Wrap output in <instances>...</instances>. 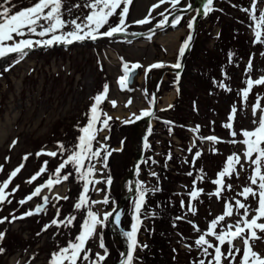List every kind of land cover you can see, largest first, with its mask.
<instances>
[{
    "label": "rangeland",
    "instance_id": "1",
    "mask_svg": "<svg viewBox=\"0 0 264 264\" xmlns=\"http://www.w3.org/2000/svg\"><path fill=\"white\" fill-rule=\"evenodd\" d=\"M138 1L136 0L131 13L129 15V20L126 29L129 31L127 34L134 35L142 32H147L153 26H155L159 20L163 17L159 15L160 12H172L170 3H165L152 12L151 23L137 24L135 21L144 19L148 16L149 10L152 6L158 3V0H146V5L141 14H137ZM194 0H191L193 2ZM222 0L216 2L217 8H221ZM3 2V0H0ZM68 9L71 10L68 13L67 19H74L77 16L83 18L89 12V9L85 8L84 5L81 8H74L70 3V0H66ZM190 0H181L178 8L187 7ZM168 11H165V10ZM225 17L229 21H233L238 15L236 11H225ZM186 21H182V24L175 27H171L168 32L159 37H142V40H129L121 36H113L111 38H100L96 41L86 40L84 42H76L68 47H62L59 50L54 48H41L33 49L28 51L27 55L23 56L20 60L15 61L11 57L9 59H0V165H3V171L0 172V182L7 179L9 173H11L16 167L21 163H24V167L18 173V175L13 179L12 183L9 185L7 191L11 192L12 188L19 185V190L10 196L9 199L12 200L11 204L5 203L2 207L3 210L0 211V217H11L9 213L15 212L16 216H20L22 213L29 209H34L37 204L42 203L41 197L48 195L50 197L49 204L45 210L39 215H33L27 217L23 220H16L14 223H2L0 224V232H4L5 241L8 238L15 237L17 243L7 246V251H3L0 255V264H49L51 258V250L58 249L59 243H65L70 239H75V237L80 232V228L76 230H69L66 227L52 226L45 231L42 238L38 243L35 240L36 233L40 231V225H38L40 216L50 217L51 212L54 209L56 211L57 207L59 210H63L65 207L71 209L68 205L69 202H73L74 195H68L70 188L72 186L66 183H61L55 186L51 192L48 189H44L41 193V197H35L33 200L19 206L17 201L25 198L29 195L36 186L43 184L51 170L53 163L60 164L62 158L59 156L53 158L47 155L36 156V153L44 150L57 151V142L66 139L65 137H70L74 132V125L83 123L85 120V115L89 111L90 105L93 103L92 98L96 96L103 90V86L107 84L109 86V91L107 93V99L103 101L100 105L102 111L107 113L108 116H113L118 122L128 120L133 113L139 115L141 110L149 109V98L153 96V81L156 74L163 67L172 66L177 63L178 60V50L181 44L182 38L186 35L188 30V22L192 20L193 17L183 18ZM206 22V21H205ZM203 22L201 25V35L199 36V46L204 45L207 49L213 48L212 36L209 37L205 35V30L209 27L208 22ZM66 30H71V26L66 28ZM209 30V29H208ZM176 34L178 38L176 41H170V45L167 40L162 41L164 37L168 35ZM196 52L193 57H198ZM252 68H251V79H257L260 76H264V48L255 47L253 53L251 54ZM19 59V58H18ZM196 59V58H195ZM250 59H245L248 63ZM124 63H128L129 66L132 64L139 63L143 67H140L142 76L136 81L134 86H129L125 90H121L117 81L118 78L123 75L122 66ZM160 63L164 66L155 69L154 71H149L152 77L151 89L144 86V71L149 65ZM200 63V60H196L191 65V70L195 73V69ZM242 75V71L238 70L237 77L234 78V83L238 84L240 81L238 76ZM170 80L167 78L163 81L158 95L163 94L167 91L168 84ZM191 93H193L201 101L196 105L197 110L201 113H206L205 107L203 106V100L205 99V93L203 90L196 89L194 86V79H188L184 85ZM264 90V86H259ZM257 89V87L255 86ZM240 91V90H239ZM173 95V94H172ZM160 96V95H159ZM178 92L174 97L172 104L165 105L162 100L159 102V108L155 114L156 119L151 125L157 129V134L153 135L155 140H149L150 148L149 152L146 151L143 157V164L141 169V177L145 175L146 170L151 169L152 166L157 162L160 156L162 139L175 140L177 146L181 147L188 143L189 146H193L195 141L200 134L203 137L214 135L218 138L227 139L225 145L215 148L213 154L214 158L211 161H207L206 165L211 171L212 180L217 179V173L222 170L226 159L233 153H242L243 146L239 143L232 144L228 141L232 140L233 137L230 135V130L223 127L225 123L228 122L229 114L234 107L236 100L235 95H230L229 98L220 96L215 101V106L218 108V113L209 112L208 118L204 120H199L194 124L192 120L195 119L194 111L189 103L182 102L176 107L175 100L177 99ZM131 101L129 105L128 102ZM111 101L116 102V107H113ZM257 102L254 101L253 104L243 106L238 101V109L236 113V118L234 122V130L239 133L241 129L251 130L254 125L252 123V105ZM128 105V106H126ZM171 106V107H170ZM177 113L184 114L183 116H188L189 122L176 123V120L172 118L176 116ZM198 117V116H197ZM215 119L220 125L227 130L226 132L217 130H206L201 132H194L193 129L196 126L208 124L209 120ZM167 121L171 123H166ZM132 129L131 136L129 139L123 137V133L118 135L116 144L123 141L124 146L120 143L114 148L115 159H116V174L112 179L111 186L108 187L105 183L101 182L96 184L94 187L101 191H92L94 194V200H103L105 196L108 198H113L114 195L121 197L122 182L125 176L129 174V170L132 167L133 161L136 155V149H141V134L143 130V125L137 126L134 123H130ZM165 124L169 126L165 127L167 130L177 131L181 133V137L173 136L168 137L162 133V127ZM133 125V127H132ZM200 127V126H199ZM151 128L148 132L149 135L152 133ZM127 129V127H126ZM125 129V130H126ZM140 131V132H139ZM138 132V136L134 134ZM128 134V133H127ZM106 132L100 133V138L103 139ZM235 139L240 140L242 137L237 135ZM69 141V139H66ZM13 141L16 143L13 145ZM72 141V138H71ZM198 148L201 149L202 145L204 151L207 150L209 145L207 140H199ZM149 146V145H148ZM196 151V149L194 148ZM197 152V151H196ZM26 154H31L28 156L27 161H23L22 158ZM7 158V159H6ZM47 161L48 171L37 178L32 184L25 183L32 175L39 171L43 163ZM57 165V166H58ZM100 169L99 166H97ZM239 176L236 175L233 178L235 191L232 194V204L235 205V200L239 199L243 201V197L238 195L242 191L244 186H250L248 181V176L251 175L252 168L249 165H245L244 170H240L237 167ZM145 173V174H143ZM143 174V175H142ZM247 174V175H246ZM244 175H246L244 177ZM99 173L96 175V179L104 180ZM140 175L135 177L136 182L140 180ZM184 184L178 186V190L183 192V187H187L188 181ZM107 186L108 191L104 194V187ZM134 188L133 196L129 198L126 207L123 210V215L121 219L122 227L126 228V220L130 217L132 211H134V201L131 200L137 193L135 183L133 181H128L126 184L127 190L129 188ZM255 187V186H253ZM211 188L210 185L207 187ZM130 191V190H129ZM128 191V192H129ZM125 192V191H124ZM26 195L25 197L23 195ZM59 194L60 196H67L68 199L64 200L66 202H57L54 206L55 199L53 197ZM249 202L255 205V200H249ZM65 204V205H64ZM226 203L222 202L219 197L212 195L211 203L208 207L201 208V212L198 216L186 217L190 231H187L184 238L179 236V233H171V241L174 245L178 242L181 243V248H197L202 251V248H198L195 245V240L198 239L199 235L207 232L208 224L218 215L224 212V205ZM107 205L96 204V212L102 217L105 212H110L113 209L110 208L106 210ZM242 213L243 210H240ZM250 218V217H249ZM63 219V218H61ZM238 219V216L234 215L230 218L226 217L225 221H222L218 225L217 231L224 230L229 224H234ZM191 221V223H189ZM264 222V221H261ZM108 225V224H107ZM125 225V226H124ZM195 225L200 231H196L193 227ZM115 226V225H114ZM128 228V227H127ZM103 227L98 226L96 229V236L94 235V240L91 238L92 243L95 247V253H104L99 250L98 247V235L101 233ZM183 229H180L182 235ZM259 236L264 237L262 233H258ZM20 238V239H19ZM212 243H217L214 237H206ZM119 239V238H118ZM118 239L113 236V241L117 245ZM21 240V242H20ZM31 243L33 246H30ZM114 244H112V250L109 248L110 257L107 262L109 264H115L120 255L121 247L119 245L118 249H113ZM236 248H243L242 241L237 239L234 241ZM253 250L264 256V240L257 239L252 242ZM0 248H2L0 246ZM6 249V248H3ZM196 249V250H197ZM228 245L225 244L222 247V251L227 252ZM203 252V251H202ZM209 252L213 253L212 249ZM204 254V253H203ZM205 264L211 260L210 256H206ZM240 256L237 255V261ZM180 264H192L188 260L186 254L182 253L179 256ZM223 264H229V260H223ZM236 264V262H234Z\"/></svg>",
    "mask_w": 264,
    "mask_h": 264
},
{
    "label": "snow or ice",
    "instance_id": "2",
    "mask_svg": "<svg viewBox=\"0 0 264 264\" xmlns=\"http://www.w3.org/2000/svg\"><path fill=\"white\" fill-rule=\"evenodd\" d=\"M181 0H158V3L154 4L149 10L148 16L144 19L135 21L137 24L151 23L152 12L159 8L165 3H170L171 10L175 12L177 6L180 4ZM261 0H252V3L248 9H241L248 13L250 20L255 21L254 24V43H264V8H257V5ZM11 0H4L0 4V59L9 56L10 54H17L19 57L27 55L28 51L32 50L34 47H52L54 45H71L76 42H84L86 40L96 41L97 39L103 37H113L116 34L125 31V21L129 11V5L131 0H87L84 7L89 9V12L83 18L77 16L74 19L65 20L63 18V4L62 0H36L31 6L22 8L20 11L12 12V8L6 5L10 4ZM213 0H206L203 4V14L206 16L213 9L211 5ZM121 5L123 7L121 8ZM12 7H15L13 5ZM73 7L79 8L80 5H74ZM120 10L117 12V10ZM195 6L191 3L187 5L183 11L193 10ZM199 13V9H195ZM71 11V10H69ZM165 11H168L167 9ZM259 11V15L257 12ZM118 15L119 23L114 26L109 25V20L111 17ZM160 16L163 17L157 27H164L169 23V18L165 15V12H160ZM195 18L193 17V20ZM181 17L175 15L171 20V25L173 27L180 23ZM193 20H189L188 28L191 30L193 28ZM106 25H109L106 31H101ZM71 26V30L64 31V29ZM38 36L41 39L32 40L30 37ZM16 37H20L19 40ZM29 37V38H25ZM44 37H48L44 39ZM150 38V37H149ZM193 39L191 32L188 37L183 42L182 46L179 48V56L177 63L172 65L176 69L182 68L180 63V58L184 56L185 50L190 47V42ZM11 42V43H9ZM231 59V54H229ZM18 62V61H17ZM163 64L156 63L149 65L145 70L146 74L155 68L163 67ZM252 60L250 59L247 65V70L250 71L252 68ZM143 67L139 63L132 64L129 66L128 63H124L122 66L123 75L118 78V85L121 90L127 88V84L131 79L132 74L135 69ZM179 76H177V80ZM246 87L241 91V96L244 101H247L249 94L252 92L254 86H264V76H260L257 79H247L245 81ZM219 87L224 88L226 91H231L224 83H220ZM109 91V86L105 84L103 90L92 98L93 103L89 107L87 116V124L79 128L80 136L77 137V143L73 149H66L65 146L57 142V151H48L36 153V156L47 155L49 157L64 156L67 153L66 158L54 169L53 175L43 183L34 188V190L27 195L25 198L17 201L20 206L33 200L35 197H41V193L44 189H48L49 192L52 189L65 181L70 177L77 179V181L82 183V191L78 198L77 203L74 204V209L86 210V216L81 224V230L75 237L74 241H69V243L59 248L57 252L51 254L49 264H77L79 260L88 261L89 264H101L106 259L107 249L103 243L101 237L99 247L104 249L105 254L95 253V259H91V249H87V242L93 238L96 234V229L98 226L103 227L109 221L110 217H113L116 212L113 209L110 212H105L101 217L96 211L92 210V206L96 204L107 205L109 203L108 196H105L103 200H90L87 195L89 191H101L96 189L94 186L101 182L105 183L108 187L111 186L112 179L107 177L106 180L96 179L97 173L100 169L97 168V164L101 165V168H107V161L112 151L109 150L108 145L103 142L97 141V135L106 129H109V121L112 119L107 113L103 112L100 105L105 99H107V93ZM113 107H116V102L111 101ZM128 104H131L129 100ZM128 106V105H126ZM171 107V106H170ZM237 109L232 108L228 122L223 125V127L230 130V135L233 137L229 143L236 144L239 143L243 146L242 153H233L228 156L223 169L217 173V179L212 181L215 184L216 190L210 195H215L220 197L221 192L227 188L232 189L231 184H225V177H231L233 174L239 176L237 167L240 170L245 169V165H249L252 168L251 175L248 176V181L250 186H244L242 191L238 195L243 197L242 200H235V205L232 203H226L224 207V212L221 215L216 216L208 225L207 232L199 235L198 239L195 240V245L198 248H202L205 256H211V260L208 264H223V260H229V264H264V256L253 250L252 242L264 237L258 235V233H264V107L261 106L260 99L252 105V123L254 127L251 130L241 129L239 133L234 130V122L236 118ZM153 112L151 109L141 110L140 114L135 113L125 120L124 123H133L136 120L142 119L144 117H151ZM171 123V122H166ZM110 130V129H109ZM194 132H199V126L193 129ZM240 135L242 139L237 140L235 137ZM109 137H105L104 140H108ZM202 141L207 140L215 143L222 142L220 138L216 136L201 137ZM94 142L99 143V147L94 148ZM16 141H13V145ZM123 144V141L121 142ZM145 147H148L145 143ZM191 151V149H189ZM215 151V149H213ZM202 153L197 151L195 153V158H199ZM31 154H26L22 160L27 161L28 156ZM170 158V156H169ZM7 159V158H6ZM48 162L45 161L40 167L39 171L32 175L25 183L32 184L37 178L42 176L48 171ZM71 167L74 171L66 172L61 175L62 171L67 167ZM24 163H21L16 167L11 173H9L7 179L0 182V206L5 203L11 204L12 200L9 199L10 196L19 190V185L12 188L11 192L7 189L12 183L13 179L20 173ZM3 171V165H0V172ZM102 175V172L100 173ZM152 175H156L152 173ZM191 175V173H188ZM201 180L203 177L200 178ZM195 183V182H194ZM91 186V187H90ZM255 186V187H253ZM136 189L139 193L138 199L134 201V215L132 217L133 223L131 224V230L125 231L123 235L128 241V251L125 255V259L122 264H133L134 252L138 247H147V245H139L137 234L141 224L140 212L141 208L145 202L146 189L143 188L142 183L136 184ZM131 191V187L129 188ZM202 189L193 188L189 193L191 200H196L201 194ZM255 200V205L251 204L249 200ZM53 199L57 202L61 199L67 200V196H60L56 194ZM42 203L37 204L34 209H29L22 213L20 216H16L15 212L9 213V217H0V224L2 223H14L16 220H23L27 217L33 215H39L45 212L50 197L44 195L41 197ZM181 206H184V202H181ZM3 208L0 207V211ZM240 210H243L241 213ZM188 211L195 214V207L189 202ZM238 216V219L234 224H229L224 230L217 231L218 225L222 221H225L226 217L230 218L234 215ZM250 217V218H249ZM76 219L75 216H68L64 219H59V209H57L56 216L51 220L49 224H46L41 231L45 232L48 228L56 226L57 228L64 226H72L73 221ZM177 219H183V217H177ZM121 221V216L116 214L114 216V223L119 225ZM191 223V221H189ZM196 231H200L198 227L193 225ZM5 233L0 232V241L3 240ZM40 235V233H37ZM206 237H214L217 243L210 242ZM240 239L243 244V248H236L234 241ZM227 244L228 249L225 253L222 251V247ZM212 249L213 253L209 252ZM4 249L0 248V253H3ZM83 253V255H81ZM237 255L240 259L237 261ZM198 264H205L203 259L198 261Z\"/></svg>",
    "mask_w": 264,
    "mask_h": 264
},
{
    "label": "trees",
    "instance_id": "3",
    "mask_svg": "<svg viewBox=\"0 0 264 264\" xmlns=\"http://www.w3.org/2000/svg\"><path fill=\"white\" fill-rule=\"evenodd\" d=\"M73 5L77 4H82L85 2V0H71ZM233 1H238V5L233 7H238L239 9H244L247 4H251L252 0H233ZM36 0H20L16 4L10 3L9 6L12 8V12H16L22 8L29 7L31 4H34ZM134 0H131L132 5ZM261 2H264V0H261ZM63 4V18H66L68 9L67 5L65 2L62 1ZM15 5V7H12ZM214 2L211 5V8L213 9L207 14V17L215 22L221 25V31L219 36L217 37L216 40V49L214 51L212 50H207L204 45L199 46V42H195L193 45V48L191 50L190 57L193 58V55L198 52L201 54L200 58L202 60V64L199 65V72H200V77L196 76L197 78V85L199 86V89H203L204 92L207 94V99L208 101L205 104L204 101V106L206 107V113L205 114H199L197 112V109L195 107V104H193L197 101L195 97H193L192 94H186L188 100H190V104L194 106V112H197L196 115L198 116L199 119H205L208 118L209 112L214 111L213 104L211 102V98L214 96H223L227 97L231 93H233V89L231 86V78L234 76V73L236 71V68L239 66H242L243 64V58L248 57L250 54L251 47L258 45L259 43H254L253 41H250L244 31L241 29L242 27L240 26H235L233 22L229 23L224 20L223 16L219 14L215 10ZM227 8H230L231 4L227 3ZM123 5H121V8ZM225 7V5H224ZM120 10L118 9L117 12ZM257 15H259V11L257 12ZM240 18L243 20V22L249 23L251 20L249 18L248 13L245 14V16H240ZM119 23V17L118 15L113 16L109 20V25L114 26L115 24ZM255 21L253 23L254 27ZM106 25L101 31H106L108 26ZM64 31H67L64 29ZM20 39V37H17ZM29 38V37H25ZM32 40H37L41 39L38 36H32L30 37ZM48 37H44V39H47ZM264 39V37H262ZM195 52V53H194ZM229 54H231V59L229 57ZM15 57H18L16 54ZM194 76V75H191ZM175 81H177V78H174ZM180 79V78H179ZM178 79V80H179ZM220 83H224L227 85L228 88L231 89V91H226L224 88L219 87ZM197 87V86H196ZM185 89L182 90V93L185 94ZM192 100V102H191ZM199 103V101H198ZM178 115V114H177ZM180 118L182 121H187V119H184L181 114L177 116ZM121 125H118L116 121L111 119L109 121V129H106L109 131V134L107 137H109L108 140H104L103 143H106L108 145V149L112 150L113 145L116 143L118 132L121 131L123 133L125 130L121 129ZM202 131L206 129H214L220 131L219 124L215 120H211L206 124L205 126L201 127ZM170 130H166V132ZM130 129H127L125 132V136L129 137L130 134ZM168 132V133H169ZM100 133V132H99ZM98 133V135H99ZM128 133V134H127ZM76 134L78 135V131H76ZM98 135H97V141L98 140ZM116 135V136H115ZM106 137V136H105ZM71 138L76 139L77 136H71ZM71 138L68 137L69 141H64L65 143L63 144L66 149H73L75 144L73 141H71ZM129 139V138H128ZM111 142V144L109 143ZM217 145H222V142L220 143H215L213 144L211 142V148L207 154L204 152L200 151L202 154L199 156V158H194L193 160H190V157L192 153H189L188 149H185L186 156H176L172 154L168 149L165 151V153L162 156V160L159 163V167L155 170L156 175H152L151 177L154 178V181L152 183V186H148L145 183H142L143 188L146 189V194H145V202L141 208L140 212V219H141V224L139 227V232H142L145 230L146 236H147V241L143 245H147V247H143L144 255L141 257V261L138 264H180V260L176 258V252L180 251L182 252L178 246H172V241L169 240L168 238V233L167 231H177L181 229L187 228V224H184L181 219L178 220H171V218L168 216V210L174 209V212L176 213V216H187L189 214H193L188 211V204L191 202V204L195 207L196 212L195 214H198V207L199 205L205 204L208 201L207 198H205L203 195H199V197L196 200H191L189 193L193 190V188L198 189L200 186L206 183H210V171L205 167L204 163L208 161L210 158H212L213 155V149ZM99 147V143L94 142V148ZM170 156V158H169ZM63 157V156H62ZM212 160V159H211ZM168 163H173L176 167L174 171H176V174H174L171 168L168 167ZM57 167V164H53V168L50 171V176L53 175L54 169ZM105 171L108 172L110 175H115L116 172V159L112 154L109 156L108 161H107V168H104ZM74 171L71 167L68 168L67 170L64 169L61 173L63 175L66 172H71ZM188 173H191V175H188ZM234 176V174L232 175ZM182 177H186L189 181L190 188L187 189V193L185 195H181L179 197V193L176 192L175 189H173L172 184L166 183V181L170 182H176L182 179ZM203 177L201 180L200 178ZM67 182L75 184L76 188L73 192L77 198H79L81 190H82V183L77 181V179L73 177H70ZM195 182V183H194ZM225 184H231V181L229 178H225ZM232 185V184H231ZM233 186V185H232ZM91 187V186H90ZM216 189V187H215ZM231 190H228L225 188L222 192L221 195L227 199L230 194ZM75 192V193H74ZM90 197V200H93L92 196L90 193L87 194ZM139 193L137 197H135L134 200L138 199ZM114 199V206L118 204L119 202V197L116 195L113 196ZM223 198V199H224ZM78 201V200H77ZM184 202V206H181V202ZM208 202V203H209ZM95 208V205L92 206V209ZM87 209H81V210H74L72 209H65L61 211L60 217L61 218H66L68 216H75L76 219L73 221L72 226L66 227L69 230H73V228L78 229L80 228L81 230V224L85 218H81V214H86ZM134 215V211L131 212L130 217L128 220H126V226L128 227V231L131 230V224L133 223L132 217ZM55 216H51L53 219ZM167 218L168 220H166ZM147 222V224H145ZM46 220L43 218L40 220L38 225H40V231L41 229L45 226ZM180 223V224H178ZM108 222L106 223L105 226H103V230L100 233V240L101 237L103 239V243L105 245V248L107 249V253L109 252V248L112 250V244L113 249H118V246L115 245L113 241V236L112 233L109 229V226L107 225ZM64 227V226H61ZM20 239V238H19ZM37 241V240H34ZM69 241H74V240H69ZM69 241L65 243H59L58 244V249L51 250V254L54 252H57L59 248L66 246ZM21 242V240H20ZM14 243H17V239L15 237H11L6 239L5 241H0V244L2 245V248H6L8 245H12ZM87 249H91V259L95 258V254L93 252V247L87 243L86 245ZM83 255V253L81 254ZM192 256H195L194 252H190L189 258ZM196 257V256H195ZM108 254L106 255V259L101 262V264H109L107 260H109ZM85 261L79 260L77 264H89L88 261L84 263ZM133 264L134 261H133Z\"/></svg>",
    "mask_w": 264,
    "mask_h": 264
},
{
    "label": "water",
    "instance_id": "4",
    "mask_svg": "<svg viewBox=\"0 0 264 264\" xmlns=\"http://www.w3.org/2000/svg\"><path fill=\"white\" fill-rule=\"evenodd\" d=\"M204 3H206V0H196L195 3L193 4V5L195 6V9H199V13L197 14L196 19H195L194 22H193V28H192V32H191L193 39H192L191 42H190V47H191V45H192V43H193V41H194V39H195V37H196V34H197L198 24H199V20H200V18H201V16H202V12H203V4H204ZM195 9H193V10H188V11H183V10H182V11H179L178 13H183V12H184V13H189V12L195 11ZM174 16H175V15H174ZM174 16H171L170 19H173ZM172 17H173V18H172ZM169 22H170V20H169ZM167 26H168V24H166L164 27H161L159 30H162V29L166 28ZM190 47L187 48V49L185 50L184 56L182 57V60H181L182 68H180V69H176V71H181V70L183 69V67H184V65H185V62H186V59H187V56H188V52H189ZM166 71H168V68H165V69H164V70L158 75L157 83H156V85H155V88H156V89L158 88L159 84L161 83V81H162V79H163V77H164ZM137 75H138V69H135V71H134V73L132 74L131 79H130V81H129L130 84H133V83H134V79H135V77H136ZM155 109H156V102H155V108H154V110H153V113H154ZM150 118H151V117H149V119H150ZM143 138H144V140L146 141V132H144V134H143ZM141 158H142V154L139 153V152H137L136 159H135V162H134V165H133L132 171H131L130 178H133V177H134L135 172H136V169H137V167H138V164H139ZM127 178H128V177H126L125 180H126ZM125 201H126V199H122V200H121L119 207L116 209V212L114 213L113 217H111V222H110V223H111V227H112V225H113V219H114V216H115L117 213H119V214L121 213V211H122V207H123ZM118 233L120 234V237L122 238V242H121V243H122V245H123V248H124V251H125V254H126L127 251H128V241H127V239L125 238V236L123 235V233H122V231H121L120 229L118 230ZM124 259H125V255L120 259V261H119L117 264H122V262H123Z\"/></svg>",
    "mask_w": 264,
    "mask_h": 264
},
{
    "label": "bare ground",
    "instance_id": "5",
    "mask_svg": "<svg viewBox=\"0 0 264 264\" xmlns=\"http://www.w3.org/2000/svg\"><path fill=\"white\" fill-rule=\"evenodd\" d=\"M146 0H139L138 1V6H137V14H141L142 12H143V10H144V7H145V5H146ZM178 38V35H174V34H171V35H168V37H164L163 39H162V41H165V40H167V43L170 45V41H176V39ZM171 100V98L170 97H168L167 99H166V101H165V103L166 102H168V101H170Z\"/></svg>",
    "mask_w": 264,
    "mask_h": 264
}]
</instances>
